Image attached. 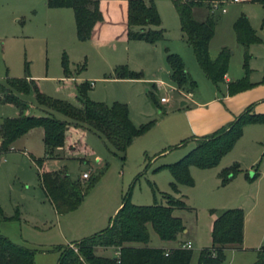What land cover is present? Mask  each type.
<instances>
[{
    "label": "rangeland",
    "instance_id": "374dc122",
    "mask_svg": "<svg viewBox=\"0 0 264 264\" xmlns=\"http://www.w3.org/2000/svg\"><path fill=\"white\" fill-rule=\"evenodd\" d=\"M153 1L164 29V37L155 42L116 36L80 40L71 7H49L45 0H0V81L28 74L37 79L47 94L73 99V87L66 81L62 64L65 58L72 74L89 82L91 99L125 102L135 125L154 119L153 125L129 144L124 159L94 131L85 135L90 151L83 158L45 157V166L52 171L66 167L72 178L81 180H84L83 171L99 176L76 208L61 213L46 196L37 166L30 156L31 152L35 157L44 155L41 136L36 131L40 127L19 138V142L14 141L0 155V208L5 216L0 218V234L34 250V264H57V246L68 242L64 237L70 227L68 222L73 223V228L94 221L98 230L107 224L114 204L126 195L135 204H166V193L185 201L186 205L174 207L172 214L184 225L178 238H189L192 242L189 264H197L200 249L211 244L214 214L210 209L218 212L240 207L244 212L242 247L225 250L224 263L252 264L257 249L264 245V121L244 124L240 137L217 164L190 165L192 184H179L177 191L170 186L167 162L179 159L195 144L189 131L174 127L185 120L184 111L190 109L180 104V99L184 98V92L193 91L187 99L188 106L201 108L190 110L189 115L202 112L213 106V101L208 100L216 92V86L200 67L192 45L186 40L172 0ZM212 5L213 0H204L192 9L196 20H204L209 13L215 21L208 45L209 56L215 58L222 47H227V73L232 78H241L245 75V54L248 55L247 78L252 85L243 89L240 97L251 111L264 112V4L250 0L226 1L225 11L220 6L212 9ZM241 13L247 15L251 27L261 38L247 47L237 41L233 29ZM166 47L181 56L195 81L192 90L188 86L179 87L170 79ZM122 66L135 76H115V70ZM157 80L172 83L176 88L159 89L153 83ZM223 83H218L221 90ZM147 86L162 106L160 109L152 101ZM162 94L168 95L167 102H160ZM181 106L184 108L180 109ZM14 111L9 104H0V116ZM183 132H187L186 135ZM21 141L25 147L21 146ZM163 147L169 150L159 154ZM234 161L239 164L236 174L223 182L222 169ZM251 171L257 172L253 178H250ZM148 228V242L136 244L168 246L177 243V240L161 239L150 223ZM70 245L77 248V243ZM95 252L114 257L113 246L102 250L98 247Z\"/></svg>",
    "mask_w": 264,
    "mask_h": 264
},
{
    "label": "trees",
    "instance_id": "16d2710c",
    "mask_svg": "<svg viewBox=\"0 0 264 264\" xmlns=\"http://www.w3.org/2000/svg\"><path fill=\"white\" fill-rule=\"evenodd\" d=\"M264 4V0H250ZM49 7H71L74 13L76 34L84 40L94 37L115 35L120 28L127 39H144L155 42L164 37L160 26V16L153 0H45ZM180 20L186 40L192 45L196 59L206 76L219 88L224 80L229 61V49L222 47L215 58L208 52L209 41L214 33L215 21L208 15L204 20H196L192 15L193 6L204 0H172ZM210 9V8H209ZM211 11V10H210ZM213 11V10H212ZM236 39L245 47L261 38L251 27L247 15L241 13L233 23ZM245 75L227 83L228 91L235 93L252 85ZM166 62L170 69V79L179 87L188 86L192 90L195 81L186 70L178 53L166 47ZM65 76L72 84L73 99L55 97L44 92L37 79L25 74L22 77H6L0 81V104H9L15 109L12 114L0 116V147L8 150L12 143L31 128L42 127L44 155L31 156L37 166L40 183L58 213L76 208L84 195L98 179V175H88L81 180L72 178L66 167L52 171L45 166V157L82 156L90 151L85 142L88 131L103 136L112 151L125 157V151L132 140L150 128L154 119L135 125L129 117L125 102L111 103L95 101L88 96L89 82L72 74L66 59L62 61ZM85 65L83 64L82 67ZM117 77H134L135 74L123 66L115 70ZM158 108L152 90L147 89ZM159 108V109H160ZM58 114L62 115L61 117ZM264 121V112H253L248 107L229 125L217 129L210 135L196 138L195 145L179 159L166 164L171 174L170 186L177 191L179 184H192L190 165L210 167L228 152L242 134L246 123ZM64 154V155H63ZM238 162L222 169V181H227L238 170ZM253 172L250 178L255 177ZM166 204H135L123 196L121 206L111 217L109 225L98 232L83 237L77 248L62 244L57 246V264H189L192 248L177 246L137 245L149 240L148 223L161 239L176 240L184 229L181 219L172 214L174 207L186 205L182 198L166 193ZM214 214L211 228V244L200 249L197 264H222L225 249L241 248L243 241L244 212L240 207L220 211L210 209ZM5 216L0 208V218ZM118 247L119 259L114 256L97 254V247ZM0 264H34V250L15 243L0 234ZM252 264H264V245L257 249Z\"/></svg>",
    "mask_w": 264,
    "mask_h": 264
},
{
    "label": "crops",
    "instance_id": "0c3cea01",
    "mask_svg": "<svg viewBox=\"0 0 264 264\" xmlns=\"http://www.w3.org/2000/svg\"><path fill=\"white\" fill-rule=\"evenodd\" d=\"M118 32H119V30L116 29L114 34L116 35ZM120 32H121L120 33L121 35L118 36L117 38H119V37L126 38L123 35V29L120 28ZM115 35H113V36H115ZM169 76H170V71H169ZM152 79H160V78H152ZM235 79H237V78H232L231 75L226 72V74L224 75V80H223L224 83H223L222 90L220 88L216 87V92L214 93L212 98H210V100H208V101H211V100L213 101L212 102L213 106L211 108H208V109L207 108L203 109L204 111H202V112H197L195 114L189 115L190 110H193V109L198 110L199 108H201V106L190 107V106H188V100L187 99H185V100L180 99V102L184 101L183 104H186L185 106L187 108H190V109H187L184 111L185 120H180L177 124L174 125V127L184 128L185 130H183V131H189L190 132L189 135L191 136L190 138L196 140L197 137L210 135L213 132H215L217 129L229 125L234 119L237 118V116L239 114H241L243 111H245L248 108L247 105H244V103L242 102V98L240 97V94L242 93L243 90L237 91L235 93H231L228 91L227 83L232 81V80H235ZM153 83H156V81H154ZM146 89H148V86L146 87ZM192 93H193V91H192ZM183 108H184L183 106L180 107V109H183ZM36 128H38V127L31 128L29 131H27L22 136H24V137L27 136L30 132H32ZM36 131L40 133L41 140H42V135H43L42 127H40L39 129H36ZM183 133H185V135H186L187 132H183ZM22 136H20L19 138H21ZM24 137H22V138H24ZM19 138L17 140H15V142H19L18 141ZM20 140H22V139H20ZM42 143H43V141H42ZM21 146L25 147V143L23 141H21ZM168 150H169V147H163L158 151V153L161 154V153L166 152ZM24 151H26V150H24ZM43 151H44V146H43ZM126 151H127V149H126ZM126 151H125V155H126ZM31 153H30V156L33 155V154L31 155ZM230 159H231V157H230ZM167 163H171V162H167ZM252 174H253V171L250 172V175H252ZM170 176H171V174H170ZM170 180H171V177H170ZM174 196H175V194H174ZM175 197H177V195ZM121 203H122V201L119 200L118 202H116L114 204V206L112 208L113 210L111 212L112 214H110L107 224L98 230L97 229L95 230V227H97V226H95L96 224L93 225L94 221L90 222L88 225H84V227H79V226L77 227L75 225L73 228L71 227L73 223L68 222L70 227L68 228L67 234L64 235L65 239H68V242L66 244L70 245L71 243H77L83 237H86V236H88L94 232H98V231L102 230L103 228H105L107 225H109L111 217L116 213L118 208L121 206ZM97 220H98V217H95V221H97ZM212 221H213V219H212ZM85 224H87V223H85ZM176 240H177V243L174 245L160 246V247H163V248L174 247V246H177L179 242H185V241L190 240V239L177 237ZM137 245H139V244H137ZM241 247H242V243H241ZM97 248L95 249V251H97ZM103 248H107V247H99V250H102ZM114 248L115 247H113V249ZM229 249L236 250L237 248L228 247L225 250H229ZM106 256H108V255H106ZM225 264H228V263H225Z\"/></svg>",
    "mask_w": 264,
    "mask_h": 264
},
{
    "label": "built area",
    "instance_id": "2783aa9c",
    "mask_svg": "<svg viewBox=\"0 0 264 264\" xmlns=\"http://www.w3.org/2000/svg\"><path fill=\"white\" fill-rule=\"evenodd\" d=\"M226 1L227 2H229V1L236 2V1H241V0H229V1L228 0H213L212 9H215L216 7L220 6L221 10L225 11L226 8L224 6V2H226ZM156 85L159 89L163 88L165 91L166 90H174L176 88L175 87L176 85H174L172 83L166 84L163 80H157ZM183 94H184V98H182V99L185 100V99L191 98L192 91H186ZM159 100H160V102H167L169 100V97L166 94H162L159 96ZM0 143H1V138H0ZM3 152H4V150L1 149V147H0V155H2ZM88 175H89L88 171H83L81 173V178H87ZM183 246L188 247V248L192 247V242L190 240H187V241L183 242ZM119 254H120L119 248L115 247L114 248V256L117 258V260L119 259ZM222 264H225V263H222Z\"/></svg>",
    "mask_w": 264,
    "mask_h": 264
},
{
    "label": "water",
    "instance_id": "95a60500",
    "mask_svg": "<svg viewBox=\"0 0 264 264\" xmlns=\"http://www.w3.org/2000/svg\"><path fill=\"white\" fill-rule=\"evenodd\" d=\"M183 103H184V101H181V102H180V104H183Z\"/></svg>",
    "mask_w": 264,
    "mask_h": 264
}]
</instances>
